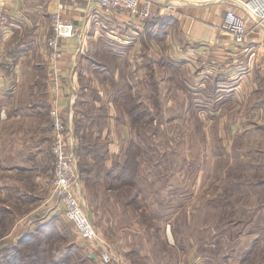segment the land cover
<instances>
[{"label": "rangeland", "instance_id": "obj_1", "mask_svg": "<svg viewBox=\"0 0 264 264\" xmlns=\"http://www.w3.org/2000/svg\"><path fill=\"white\" fill-rule=\"evenodd\" d=\"M167 16L150 20L161 21ZM165 59L157 60L167 68L156 69V105L149 110L156 120L138 115L137 139L128 149L124 174L106 183L111 192L106 189L103 199L97 190L100 181L96 173L106 167L99 161L89 163L82 149L86 143L101 150L103 142L95 139L97 128L93 127L102 119L93 120L91 109L86 120L75 118L73 122L69 116L82 206L96 229L118 250L124 239L130 248L144 242L143 253L134 256L133 264H264V74L257 69L251 86L240 89L242 99L232 96L218 110L211 108L213 100L208 96H214L209 80L217 72L219 60L209 69L212 74L204 77L207 86L202 89L205 96L200 97V60L189 65L190 72L184 74L190 87H181L182 74L177 72L179 78L175 77L178 66L170 67ZM124 62L110 65L112 70L116 68L110 75L114 80L121 76L124 81L119 90L133 98L132 61L126 58ZM86 66H95L100 77L98 70L104 64L97 55L87 58ZM222 77L218 74L216 79L226 78ZM161 80L171 81L170 86H159ZM135 84L138 90L133 93L148 100V91ZM108 90L118 89L114 85ZM250 90V101L257 103L251 111L243 93ZM91 92L99 95L98 88ZM140 109L143 105L136 111ZM50 112L51 106L52 125ZM92 121L95 125L89 127ZM24 180L0 179V264H104L93 244L81 237L65 217L63 207L57 205L51 193L52 179L41 189L35 187L33 179L21 183ZM34 195L38 197L34 199Z\"/></svg>", "mask_w": 264, "mask_h": 264}, {"label": "crops", "instance_id": "obj_2", "mask_svg": "<svg viewBox=\"0 0 264 264\" xmlns=\"http://www.w3.org/2000/svg\"><path fill=\"white\" fill-rule=\"evenodd\" d=\"M174 1L182 10L179 14H171L172 21L163 26L162 34L158 32L161 22L140 24L132 13L107 12L94 0H0V179H25L21 183L33 179L38 189L45 187L47 179H52L54 156L49 110L54 93L50 88L47 39L52 33L53 14L57 11L75 23L81 33L64 39L61 45L63 56L58 63L64 85L59 103L66 118L71 116L73 122L75 118L86 120L89 109L93 120L102 119L96 126L95 121L89 124L97 128L95 139L103 142L102 151L86 143L82 147L89 163L99 161L106 167L104 172L96 173L100 181L97 190L102 199L106 189L111 192L106 183L117 181L119 175L124 174L128 149L137 139L135 121L138 115L149 121L156 120L149 111L156 105V69L158 66L167 68L157 60L166 56L164 62L168 61L172 68L173 64L178 66L174 68L175 77L179 78L177 72L182 74L181 87L184 84L190 87V80L185 79L184 74L190 72L189 65L195 66L196 60H200L197 71L202 76L197 82L200 97L205 96L202 91L207 86L204 77L212 74L209 69L214 67V60H219L217 72L210 75L209 80V89H214L211 92L216 97L208 96L213 100L211 108L221 109L229 103L225 100L231 101L235 95L242 99L240 89L251 86L254 72L258 69L264 74V32L260 26L250 19L249 34L243 44L237 45L233 35L219 28L226 11L238 9L237 0ZM184 2L186 4H182ZM97 55L104 64L98 70L100 77L94 72L95 66H86V59ZM126 58L132 61L129 66L134 78L129 85L133 98L119 90L124 81L121 76L117 75L114 80L110 75L116 69L112 70L110 65L125 63ZM218 74L226 78L216 79ZM135 82L148 91V100L139 99L141 96L133 93L138 90ZM170 83L161 80L159 86L169 87ZM114 85L118 90L110 92L108 88L113 89ZM97 88L99 95L96 96L91 90ZM243 93L247 96L244 100L248 110L255 109L257 103L252 104L249 98L252 91ZM123 96H127L126 99ZM134 98L137 100L129 106ZM141 105L144 109L136 111ZM89 122L87 120V124ZM37 197L34 195V199ZM129 245L124 239L119 250L122 257L133 264L134 256L143 253L144 242H137L131 248Z\"/></svg>", "mask_w": 264, "mask_h": 264}, {"label": "built area", "instance_id": "obj_3", "mask_svg": "<svg viewBox=\"0 0 264 264\" xmlns=\"http://www.w3.org/2000/svg\"><path fill=\"white\" fill-rule=\"evenodd\" d=\"M94 2L107 12L126 11L132 13L140 24L155 16L181 12L177 9L180 4L169 3L167 0H94ZM237 3L238 9L229 8L222 16L219 28L233 35L235 43L238 45L243 44L249 34L250 19H254L261 31L264 32V0H237ZM76 34L81 35L75 23L65 19L59 11L53 14L52 33L47 39L50 59V88L54 93L50 112L54 156L51 193L57 201V205L63 207L65 217L73 223L81 237L93 244L95 252L104 264H130L122 257L114 243L96 229L78 197L80 176L77 168L76 141L71 135V125L59 103L64 79L58 63L63 56L61 49L63 40Z\"/></svg>", "mask_w": 264, "mask_h": 264}, {"label": "trees", "instance_id": "obj_4", "mask_svg": "<svg viewBox=\"0 0 264 264\" xmlns=\"http://www.w3.org/2000/svg\"><path fill=\"white\" fill-rule=\"evenodd\" d=\"M172 15H168L167 17H165V18H163V19H161V21L160 20H157V21H152V20H150V21H148V23L149 22H151V23H153V22H161V26H162V31H158L159 33H162L163 34V26L167 23V22H171L172 21Z\"/></svg>", "mask_w": 264, "mask_h": 264}, {"label": "bare ground", "instance_id": "obj_5", "mask_svg": "<svg viewBox=\"0 0 264 264\" xmlns=\"http://www.w3.org/2000/svg\"><path fill=\"white\" fill-rule=\"evenodd\" d=\"M169 3L177 4V2H176V1H174V0H173V1H171V2H169Z\"/></svg>", "mask_w": 264, "mask_h": 264}]
</instances>
